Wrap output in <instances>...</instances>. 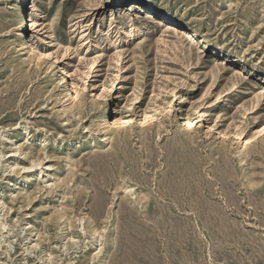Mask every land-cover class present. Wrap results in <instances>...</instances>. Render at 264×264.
I'll return each instance as SVG.
<instances>
[{"label":"rangeland","instance_id":"obj_1","mask_svg":"<svg viewBox=\"0 0 264 264\" xmlns=\"http://www.w3.org/2000/svg\"><path fill=\"white\" fill-rule=\"evenodd\" d=\"M0 264H264V0H0Z\"/></svg>","mask_w":264,"mask_h":264},{"label":"bare ground","instance_id":"obj_2","mask_svg":"<svg viewBox=\"0 0 264 264\" xmlns=\"http://www.w3.org/2000/svg\"><path fill=\"white\" fill-rule=\"evenodd\" d=\"M109 1H112V0H109ZM131 8L132 9H137V8L139 9L140 8L141 11H145L146 12L147 17L153 18L154 20L158 21L162 26L177 27L178 25H180V23L177 20L169 18L165 14H158L153 9L148 8L145 5H141V4L137 3V2H133L131 4ZM24 19H25V22H24L23 27L21 28V30L22 31H27V29L29 28V24H28L29 20H28L27 17H25ZM26 40L30 41L28 37H26ZM191 40H194V38H191ZM31 45L33 47L32 49H34V50H36L38 52V62H40V63L48 62L50 70H54V69L57 70L58 69L56 62L52 58L53 53H52L51 50L42 48L36 42H33V44H31ZM65 86L71 92L72 88H71V85H69V81L65 80ZM97 97H98L97 101L101 102L102 101L101 96L98 95ZM72 98L74 100H76L78 98V96L72 97ZM108 109H109V112L106 113V115H109L111 113V107H109ZM21 154H22V152H21V148L20 147H18L16 150L13 151L12 156L17 158V162L15 164L11 165L10 168L14 172H22V171L30 172V171H33L32 170L33 168H36V167L41 165L40 162H32L31 166H29V167H24V166L20 167L19 162L22 161V159L20 158ZM40 167L42 168V166H40ZM36 169H38V168H36Z\"/></svg>","mask_w":264,"mask_h":264}]
</instances>
